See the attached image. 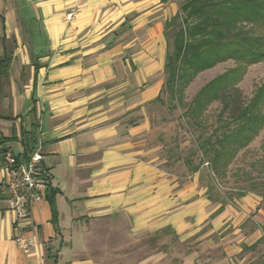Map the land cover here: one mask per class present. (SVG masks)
<instances>
[{
  "label": "crops",
  "instance_id": "1",
  "mask_svg": "<svg viewBox=\"0 0 264 264\" xmlns=\"http://www.w3.org/2000/svg\"><path fill=\"white\" fill-rule=\"evenodd\" d=\"M74 2L0 0V184L31 129L49 175L29 252L0 189V264H233L262 238V198L216 199L203 165L183 173L151 145L172 16L84 0L68 18Z\"/></svg>",
  "mask_w": 264,
  "mask_h": 264
},
{
  "label": "trees",
  "instance_id": "2",
  "mask_svg": "<svg viewBox=\"0 0 264 264\" xmlns=\"http://www.w3.org/2000/svg\"><path fill=\"white\" fill-rule=\"evenodd\" d=\"M169 33L173 39L164 73L172 99L182 95L199 72L219 62H234L206 82L186 108L193 123L200 125L205 109L214 101L220 102L217 122L207 136L199 134L198 148L203 156L201 164L207 163L213 175L224 177L238 151L264 126V80L248 100L236 86L249 65L264 60V0H184L165 22V36ZM22 136L26 152H32L37 141L35 129L23 131ZM246 192L239 189L237 194ZM49 201L55 215L52 194Z\"/></svg>",
  "mask_w": 264,
  "mask_h": 264
},
{
  "label": "rangeland",
  "instance_id": "3",
  "mask_svg": "<svg viewBox=\"0 0 264 264\" xmlns=\"http://www.w3.org/2000/svg\"><path fill=\"white\" fill-rule=\"evenodd\" d=\"M150 2L160 4L161 11L163 12L164 9L168 18L180 9L184 0H150ZM129 36L131 34L127 37ZM165 38L168 50L172 46L173 38L170 33ZM233 65L232 60H227L199 72L185 86L182 95H177L175 99L171 98L170 91L164 84L161 97L151 113V145L160 146L157 153L167 159V165L173 169L182 170L183 173L188 169H194V166L203 165V169L208 170L207 183L216 199L223 202L230 200V197L232 200H238L241 197L237 194L238 190L245 189L247 191L245 194L252 193L262 198L259 207L264 212V126L246 147L238 151L233 162L228 166L226 175L215 176L207 163L201 164L203 156L198 148V136L201 133L204 137L207 136L215 126L220 102L214 101L205 109L200 125L193 123L186 112L187 105L195 93L206 82ZM263 80L264 60L249 65L236 86L241 96L248 100ZM262 109L264 110V106ZM262 222L263 241L252 249L243 250L233 260V264H264V215Z\"/></svg>",
  "mask_w": 264,
  "mask_h": 264
},
{
  "label": "built area",
  "instance_id": "4",
  "mask_svg": "<svg viewBox=\"0 0 264 264\" xmlns=\"http://www.w3.org/2000/svg\"><path fill=\"white\" fill-rule=\"evenodd\" d=\"M84 0H75V7L70 10V18L75 8ZM6 177L1 181V190L6 194L14 214L15 228L19 231L15 241L24 252H29L33 241L23 234L24 227L29 222L31 208L45 196L49 185V175L42 168V155L39 149H34L28 156L19 158L11 151L3 153Z\"/></svg>",
  "mask_w": 264,
  "mask_h": 264
}]
</instances>
